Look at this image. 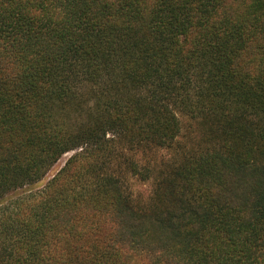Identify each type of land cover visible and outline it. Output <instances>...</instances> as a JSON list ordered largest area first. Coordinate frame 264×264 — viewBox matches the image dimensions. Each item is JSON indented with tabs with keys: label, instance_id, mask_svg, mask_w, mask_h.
<instances>
[{
	"label": "trees",
	"instance_id": "trees-1",
	"mask_svg": "<svg viewBox=\"0 0 264 264\" xmlns=\"http://www.w3.org/2000/svg\"><path fill=\"white\" fill-rule=\"evenodd\" d=\"M0 264H264V0H0Z\"/></svg>",
	"mask_w": 264,
	"mask_h": 264
},
{
	"label": "rangeland",
	"instance_id": "rangeland-1",
	"mask_svg": "<svg viewBox=\"0 0 264 264\" xmlns=\"http://www.w3.org/2000/svg\"><path fill=\"white\" fill-rule=\"evenodd\" d=\"M184 121V127L182 130V137H180L181 140H186V137L184 134L188 133V126H186V119L182 118ZM196 135V132L195 134ZM76 150H71L66 152L62 155V157L53 165L51 170L49 171L48 175L46 176L45 180L50 178L53 174H55L67 161V159L75 152ZM131 187L136 195H141L143 197L147 196L152 188V181L143 182L141 179L137 177H133L131 179Z\"/></svg>",
	"mask_w": 264,
	"mask_h": 264
}]
</instances>
